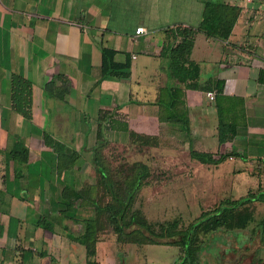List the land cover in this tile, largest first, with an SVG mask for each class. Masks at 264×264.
Instances as JSON below:
<instances>
[{
	"label": "crops",
	"instance_id": "0c3cea01",
	"mask_svg": "<svg viewBox=\"0 0 264 264\" xmlns=\"http://www.w3.org/2000/svg\"><path fill=\"white\" fill-rule=\"evenodd\" d=\"M203 1L0 0L1 264L32 263L36 254L20 258L16 243L50 253L53 229L68 230L67 221L79 229L78 220L60 219L57 208L65 184L78 188L95 181L89 157L98 123L109 144H126L133 131L194 143L198 150L234 151L238 154L226 158L230 172L264 178V0H217L238 5L239 14L225 40L195 34L190 59L199 66L201 89L186 88L169 80L165 29L195 28ZM138 26L145 31L137 33ZM102 47L115 51V62L128 61V76L116 74L123 69L102 75ZM13 73L31 81L29 120L11 107ZM175 84L182 88L183 103L176 108L187 114L188 130L184 123L159 117L170 101L169 85ZM209 89L217 92L226 119L237 125L233 139L221 144ZM44 131L80 152L73 165L59 168ZM23 145L28 162L14 169L4 153ZM39 215L50 218L51 229L33 225Z\"/></svg>",
	"mask_w": 264,
	"mask_h": 264
},
{
	"label": "trees",
	"instance_id": "16d2710c",
	"mask_svg": "<svg viewBox=\"0 0 264 264\" xmlns=\"http://www.w3.org/2000/svg\"><path fill=\"white\" fill-rule=\"evenodd\" d=\"M240 7L236 4L217 0H204L201 18L196 27L175 25L169 29L164 41L163 56L168 60L169 80L175 79L186 88L201 89L198 82L199 66L190 59L194 36L197 32L204 33L207 37L225 40L231 33L232 27L239 14ZM115 51L108 47L101 48V70L103 76H108L113 70L122 76L129 75V63H117L114 61ZM11 107L21 113L26 119L31 118V81L25 76L13 73L10 78ZM207 88V87H205ZM181 87L178 84L169 85L170 101L161 109L159 117L174 122H181L188 127L187 114L177 110L178 101L181 99ZM213 90V89H209ZM218 144L232 140L236 135L237 125L227 120L220 102L216 99ZM183 103V102H182ZM187 113V112H186ZM44 143L51 146L57 154L59 168L73 165L80 152L69 147L65 143L54 139L49 133L42 134ZM130 137H148L133 131H129ZM109 144L103 137V128L100 123L97 127V143L90 148L89 161L94 169L93 183L81 187H73L65 184L61 188L62 204L57 208L60 219L74 218L80 224L78 233H74L70 239L79 242L85 251L86 264H96L95 243L98 240L100 230L110 226L116 234V238L123 242L168 243L180 248V255L174 264H203L200 261L202 251V235L217 230L243 229L254 221V212L251 206L253 201L264 199L257 192H247L236 199H224L212 209H205L191 221L185 228L180 227V220L174 218L162 222L149 221L140 207L134 206L135 196L149 176L148 166L135 161L129 167V171L122 177H116V173L107 165L104 147ZM28 147L23 145L19 149L12 148L4 153L5 160L16 165L28 162ZM189 154L192 158L202 163L217 164L229 155H237L234 151L214 153L206 150H198L189 146ZM0 207V212H1ZM33 225L51 229L50 221L44 215H40ZM256 225L260 232V240L264 243V212L257 220ZM2 226L0 225V230ZM20 252L18 256L29 259L33 255L42 256L43 250L34 247H24L22 242L16 243ZM1 264V263H0Z\"/></svg>",
	"mask_w": 264,
	"mask_h": 264
},
{
	"label": "rangeland",
	"instance_id": "374dc122",
	"mask_svg": "<svg viewBox=\"0 0 264 264\" xmlns=\"http://www.w3.org/2000/svg\"><path fill=\"white\" fill-rule=\"evenodd\" d=\"M212 143L217 144L214 140ZM189 146L194 143L155 136L130 137L120 146L107 144L103 154L116 177L126 174L135 161L148 166L149 176L135 196L134 206L140 207L153 223L178 218L180 227L185 228L202 210L212 209L224 199H236L249 191L263 195L262 175L230 172L228 159L217 164H200L190 156ZM251 206L254 221L248 227L202 235L200 261L203 264H264V243L256 225L264 212V199L253 201ZM38 218L33 217L31 222ZM72 224L67 221L68 230L64 232L53 229L51 252L44 249V254L35 255L31 264H86L83 246L70 239L81 227L75 229ZM38 239L37 246L45 248L43 236ZM95 251L96 264H174L181 253L179 246L168 243L119 241L106 225L98 234Z\"/></svg>",
	"mask_w": 264,
	"mask_h": 264
},
{
	"label": "built area",
	"instance_id": "2783aa9c",
	"mask_svg": "<svg viewBox=\"0 0 264 264\" xmlns=\"http://www.w3.org/2000/svg\"><path fill=\"white\" fill-rule=\"evenodd\" d=\"M145 31L144 27L143 26H138L136 27V32L139 33V32H143ZM206 95L207 97L210 99V100H213L215 98V90H207L206 91Z\"/></svg>",
	"mask_w": 264,
	"mask_h": 264
}]
</instances>
